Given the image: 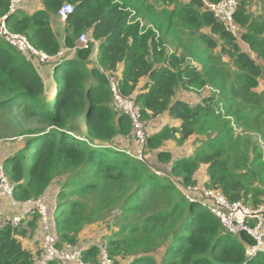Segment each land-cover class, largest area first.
<instances>
[{
    "label": "trees",
    "instance_id": "trees-1",
    "mask_svg": "<svg viewBox=\"0 0 264 264\" xmlns=\"http://www.w3.org/2000/svg\"><path fill=\"white\" fill-rule=\"evenodd\" d=\"M42 2L44 9L29 15L10 14V1L0 0L8 31L25 36L53 68L48 85L34 60L0 37V144L15 141L1 164L14 187L12 199L26 205L45 199L61 250L82 248L83 232L118 210L115 232L83 247L86 264H100L99 245L120 264H264V253L247 255L254 244L250 235H231L188 191L206 166L205 188L252 209L264 203V93L255 91L262 67L242 52L203 0H163L167 6H157V0ZM66 4L74 11L65 22L63 47L52 19ZM246 6L241 0L235 16L240 41L264 62V25ZM82 34L100 43L97 60L92 48H80ZM63 48H77L76 54L60 56ZM104 72L116 75L120 93L139 106L148 127L146 151L196 138L194 154L160 174L151 162L129 156L121 140L132 138L131 153L141 145L131 120L115 109ZM191 90L205 92L196 105L181 98L194 97ZM165 114L180 127L150 134L149 122ZM157 157L171 161L172 154ZM3 221L0 264H34L41 251L25 248L23 240L38 229L42 243L40 216L18 227Z\"/></svg>",
    "mask_w": 264,
    "mask_h": 264
},
{
    "label": "built area",
    "instance_id": "built-area-1",
    "mask_svg": "<svg viewBox=\"0 0 264 264\" xmlns=\"http://www.w3.org/2000/svg\"><path fill=\"white\" fill-rule=\"evenodd\" d=\"M9 13L15 14L19 10V6L24 0H9ZM205 8L212 13L216 19L225 27L226 31L230 33L235 39L239 40L241 37V29L235 21V16L239 9L240 3L238 0H221L218 3H211L203 0ZM74 11V6L70 4L64 5L58 12V16L64 21ZM0 37L7 41L10 45L15 47L17 51L26 60H37L41 64H46L49 57L36 50L29 40L20 34H12L8 31L5 23V18L0 20ZM80 48L89 50L93 47L96 41L92 40L88 35L82 34L79 37ZM76 48L67 51L70 55H74ZM66 53H61L64 56ZM97 57L95 58L97 60ZM112 93L114 95V107L118 113L126 115L132 122L134 129V136L141 145V149L136 153L128 152L131 157H136L140 161H146L144 155L146 154L145 146L147 141V125L142 121L139 106L135 99L123 96L119 91V79L116 75L104 72ZM160 174V172H157ZM200 192V198L196 200L191 198V201L199 202L210 213L216 216L225 230L231 235H240L246 233L250 235L253 240V246L247 247V255L249 257H256L264 253V203L258 209H252L245 206L243 203H229L217 191L210 190L204 186L201 189H195ZM14 191L13 185L9 182L7 176L3 171L0 162V202L3 198L10 197ZM38 214L41 218L43 229L42 249L40 253L33 256L34 264H86L83 253L84 248L72 249L65 251L57 247V240L54 237V224L49 221L51 209L47 205L45 199H39L27 204L26 210L17 217L9 220H4L2 226L9 222L13 227H18L20 223L29 216ZM255 223L254 225H252ZM99 261L100 264H120L113 260L108 253L106 245H99Z\"/></svg>",
    "mask_w": 264,
    "mask_h": 264
},
{
    "label": "crops",
    "instance_id": "crops-1",
    "mask_svg": "<svg viewBox=\"0 0 264 264\" xmlns=\"http://www.w3.org/2000/svg\"><path fill=\"white\" fill-rule=\"evenodd\" d=\"M239 1V0H238ZM246 4H247V13L249 15H251V18H256L258 20H260V22L264 25V0H245ZM239 3H241V0L239 1ZM44 9V5L42 0H24L23 3L20 4L19 6V10L21 12H24L26 14H34L37 11H42ZM66 21H64L63 19H61L59 16L54 17L52 19V28L55 31V33L58 36V39L61 43V45L64 47V40L66 37ZM240 27V26H239ZM241 29V27H240ZM242 31V29H241ZM246 31V29H245ZM242 33L241 32V37L239 40H237L242 52L247 53L249 55H251L252 59L255 60V62L262 67L263 70V79L260 80L259 82V86L257 89L264 91V62L259 59L255 53L252 52V50L250 49L249 45L246 44L245 42L240 41L242 39ZM264 35V33L262 34ZM76 42L78 43V39L76 40ZM79 45H80V41H79ZM75 49V48H74ZM77 49V48H76ZM99 49H100V43L96 41V43L93 45L92 50H93V58L95 59L97 57V55L99 54ZM201 49H204L203 47H201ZM67 51H69V49L67 50L66 48H63V53H66ZM76 54V52L74 53ZM34 64L41 76V79L45 80L46 84L50 85L52 82V74H53V68L51 64H41L39 63L36 59L34 60ZM258 92H261L259 91ZM205 92H203L201 95L203 97ZM192 94H184V98H182V100H187L188 98H196L198 99V101L200 100L199 97H197L196 95L194 97H191ZM188 101V100H187ZM189 103V102H188ZM166 126H170V127H175V128H179L180 127V123L179 121L173 120L168 114H165L162 117H159L157 119H154L152 121L149 122V132L150 134H156L158 133L162 128L166 127ZM196 138H192L191 140H189L186 144H184L183 146H178L175 143H171L168 142L166 143L164 146L161 147V149H158V151H151V155L155 158H157V160L159 161L157 155L160 152H169L172 154V158L171 161L168 162L167 166L169 167V171H171V167H172V163L175 160H179L181 158H187L190 157L194 154L195 152V146H196ZM15 141H3L0 144V162L1 160L4 159V157H7L10 152H12L13 147L15 146L14 144ZM19 142L18 144H21V141H16ZM121 143H119V145L121 146V148L124 151H128L131 152V150L135 147V143L132 140V138H129L128 142H124V140L120 141ZM197 142V141H196ZM17 144V146H18ZM17 146L15 148H17ZM152 157V159H153ZM194 181L196 182L195 186L196 188H199L200 186H202L201 184H205L207 181V167L206 166H201V168L197 171L195 177H194ZM27 208V205L25 203H21V202H16L14 201L12 198L10 197H6L3 198L0 202V222L3 220H9L12 219L14 217L20 216ZM97 228V226H92L89 227L87 230H85L83 232V236H82V240H81V246L83 247H89L90 245H93V240L100 238L102 236L107 235V233L105 231L103 232H99V231H95V229ZM35 232V233H34ZM31 231L28 234L27 239L23 240V245L25 248H30L31 250L38 252L41 251L42 249V243L40 241L39 238V234H38V229H36L35 231ZM91 233H95V237L93 238L92 241L88 240V237L91 236ZM88 241V242H85ZM83 244V245H82ZM70 249L67 248L65 251H69ZM132 263V261L130 262L128 261H124L121 262V264H130Z\"/></svg>",
    "mask_w": 264,
    "mask_h": 264
},
{
    "label": "rangeland",
    "instance_id": "rangeland-1",
    "mask_svg": "<svg viewBox=\"0 0 264 264\" xmlns=\"http://www.w3.org/2000/svg\"><path fill=\"white\" fill-rule=\"evenodd\" d=\"M151 1V0H150ZM240 1V0H239ZM174 2H176V1H174ZM162 4H165L166 6H167V4L164 2L163 3V0H157V6L158 5H162ZM137 21H139L140 22V24H141V26H148V24H147V22L145 21V20H143L142 18H138L137 19ZM217 54L218 55H220V54H222L221 53V51H218L217 52ZM222 60H223V62H225V64L229 67V68H234L233 67V63H232V61H231V59L228 57V56H226V55H223L222 56ZM259 89H257V90H255V91H258ZM259 91H261V93H264V91H262V90H259ZM190 92H192L194 95H196L197 97H202V91H197V90H191ZM188 100V101H187ZM186 101L187 102H189L191 105H196L197 104V102H198V99H194V98H188ZM199 103V102H198ZM23 138H18V139H16L17 141H21ZM11 142V141H10ZM152 155H151V152L150 151H147L146 152V154L144 155V159H146V161H149V162H151L152 163V165L156 168V170H157V172H160V173H162L163 171H166V172H170L169 171V167L167 166V164H168V162H169V160L168 159H166V160H164V161H158L157 160V158H155V157H153V159H152ZM202 186H205V184H201ZM202 186H200L199 188H197V189H201V187ZM196 189V187L195 188H193V189H189L188 191L190 192V194H192V195H197V197L198 198H200V192L199 191H197V190H195ZM119 216V213H118V210H115V211H113L112 212V214H111V218H109V220L108 221H105L104 223H102L99 227H97L96 229H95V231L94 232H96V231H99V232H103V231H105L106 233H107V235H109V236H111L112 235V233H114L115 232V229L114 230H112L113 229V227L115 228L116 226H117V224H116V220H117V217ZM40 220H41V218H40ZM118 231V230H117ZM117 233V232H116ZM107 235H105V236H102L103 238L104 237H106ZM95 237V233H91V236L90 237H88V240L89 241H92L93 240V238ZM102 237H100V238H102ZM104 240V239H103ZM96 242V240L94 239L93 240V244Z\"/></svg>",
    "mask_w": 264,
    "mask_h": 264
},
{
    "label": "clouds",
    "instance_id": "clouds-1",
    "mask_svg": "<svg viewBox=\"0 0 264 264\" xmlns=\"http://www.w3.org/2000/svg\"><path fill=\"white\" fill-rule=\"evenodd\" d=\"M128 153V152H127ZM130 156V155H129ZM203 207V206H202ZM204 208V207H203ZM206 209V208H205Z\"/></svg>",
    "mask_w": 264,
    "mask_h": 264
}]
</instances>
